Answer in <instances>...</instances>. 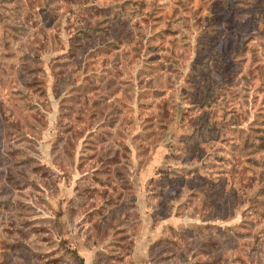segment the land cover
Instances as JSON below:
<instances>
[{"label": "rangeland", "instance_id": "374dc122", "mask_svg": "<svg viewBox=\"0 0 264 264\" xmlns=\"http://www.w3.org/2000/svg\"><path fill=\"white\" fill-rule=\"evenodd\" d=\"M0 264H264V0H0Z\"/></svg>", "mask_w": 264, "mask_h": 264}]
</instances>
